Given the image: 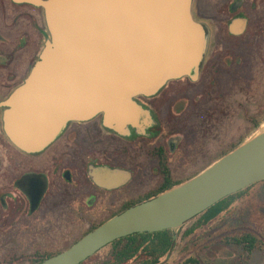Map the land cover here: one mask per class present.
<instances>
[{"label": "water", "instance_id": "95a60500", "mask_svg": "<svg viewBox=\"0 0 264 264\" xmlns=\"http://www.w3.org/2000/svg\"><path fill=\"white\" fill-rule=\"evenodd\" d=\"M41 6L51 38L30 74L0 102L18 149L47 148L71 120L102 115L118 131L148 115L135 98L194 77L206 29L193 0H14ZM264 180V129L189 180L126 208L40 264H81L135 233L178 231L225 197ZM177 237V235H175Z\"/></svg>", "mask_w": 264, "mask_h": 264}, {"label": "flooded vegetation", "instance_id": "af4514ba", "mask_svg": "<svg viewBox=\"0 0 264 264\" xmlns=\"http://www.w3.org/2000/svg\"><path fill=\"white\" fill-rule=\"evenodd\" d=\"M246 4V0H235L232 6L222 9L221 15L227 18L226 25L216 23L213 29L203 22L207 33L205 57L194 77L167 81L155 95L135 98L148 111L139 126L128 125L124 131L111 129L104 124L102 115L85 121L71 120L47 148L34 153L24 152L8 140L15 145L22 161L16 163L12 189L0 191L2 209H11L19 215L18 220L33 219L38 225L48 220L62 223L71 214L88 225L83 229L85 232L99 224V218H111L155 194L165 185L164 170L167 166L176 180L172 171V154L200 152L193 142L184 147L185 120L161 116L166 98L170 97L174 98L171 112L178 118L186 113V96H178L176 93L180 91L171 88L170 84L181 80L201 83L207 69L213 30L221 31L225 26L229 38H240L251 30L256 12H261L263 25L260 29L264 33V6H257L254 0L251 6L246 7ZM45 19L44 9L39 5L0 0L1 103L25 81L40 56L50 36ZM241 62V57H230L221 68L229 69L228 74L231 71L235 73L233 65ZM249 88L246 84V89ZM203 89L200 87L201 98L205 96ZM237 96V102L247 99L249 91L246 94L240 92ZM259 98L264 100V94L260 93ZM245 103L238 105L242 114L264 113V105L259 107L248 100ZM6 108L0 106V144L2 134L5 135L3 113ZM219 149L212 143L201 154L214 155ZM119 151L127 155L120 157ZM25 158H29V164ZM89 216L99 218L90 222L85 219ZM60 226L57 225L56 229L62 233ZM59 237H63V233ZM59 242L60 245L65 243L62 238Z\"/></svg>", "mask_w": 264, "mask_h": 264}, {"label": "rangeland", "instance_id": "374dc122", "mask_svg": "<svg viewBox=\"0 0 264 264\" xmlns=\"http://www.w3.org/2000/svg\"><path fill=\"white\" fill-rule=\"evenodd\" d=\"M234 2L235 0H193L192 13L197 21L206 22L214 29L216 23L228 24L225 15H221L222 9H227ZM252 2L253 0H246V7L251 6ZM254 3L257 6H264V0H254ZM256 15L251 30L240 38H229L226 35L225 26L221 31L213 30V41L210 45L209 56H207V69L201 83L181 80L170 84L171 88H177L180 91L176 93L178 96L181 98L186 96V113L179 118L175 116L170 108L174 98L170 97L166 98L161 116L174 117L180 121L185 120L184 147L187 148L188 145L190 146L189 143L193 142L195 146L199 147L200 152L199 154H172V171L175 179L185 178L195 171L211 165L220 154L230 147L234 140L238 139V135H242L246 130L248 135L245 140L264 129V113L242 114L241 107L238 106L242 105L241 102L246 105L245 101L247 100L250 104L259 105V107L264 105V100L258 99L260 93L264 94V33L260 29L263 25V18L261 12H256ZM236 56L241 57L242 62L233 65L235 73L231 71V74H228L230 70H223L221 67L228 58ZM231 78H236V80L231 81ZM246 84L250 87L248 90ZM200 87L204 88L205 96L202 98L199 96ZM248 91L247 99L237 102L239 97L237 95L240 92L246 94ZM257 100L260 104L259 102L255 104ZM253 120L261 121L260 126L256 129H252ZM1 141L0 191L12 189L11 182L14 179V174L17 173L16 163L22 161L20 155L16 153V147L9 143L4 133ZM212 143L216 144L218 149L220 148L218 153L216 152L214 155L201 154ZM119 152L120 157L127 155L126 153L122 154V151ZM28 159L25 158L29 164ZM254 204L249 203L246 206L250 209ZM228 214L229 212L221 218L218 217L200 232L209 231L213 227L212 225L216 224L223 223V227H225V224L230 220ZM18 217L16 212H12L11 209L5 211L0 206V264H31L34 259L33 253L61 251L76 241L88 226L81 218L71 214L67 215L62 223L47 219V223L39 225L35 224L33 219L18 220ZM98 218L89 216L85 219L95 222ZM99 220L101 221L102 218ZM57 225H61L63 237H59L62 233L57 231ZM223 227L222 233L224 232ZM174 233L178 236L179 230ZM61 238L65 242L64 244L62 242V245L59 244ZM108 253L109 249L105 248L85 264L109 262ZM204 256L213 264H248V262L242 263L234 251L226 247L219 248V243L218 246L205 251ZM184 258V256L174 253L162 264H179ZM249 262L250 264H264V249L254 253Z\"/></svg>", "mask_w": 264, "mask_h": 264}, {"label": "trees", "instance_id": "16d2710c", "mask_svg": "<svg viewBox=\"0 0 264 264\" xmlns=\"http://www.w3.org/2000/svg\"><path fill=\"white\" fill-rule=\"evenodd\" d=\"M260 123L261 121L259 120H253L254 126L252 129L259 127ZM249 129H251V127H249ZM247 135V130L242 135H238V139L234 140L230 147H228L223 154H220L218 158L223 157L239 145L243 144ZM6 138L9 140L7 136ZM204 169H199L185 178L182 177L174 180L170 168L167 166L164 170L166 179L165 185L157 190L155 194L149 195L140 202L150 200L161 192L167 191L168 189L189 180ZM263 187L264 180L258 183L256 182L250 187L233 193L221 201H218L210 208L190 219L184 226H181L177 237H175L176 234L171 229L152 233H135L128 237L125 236L119 238L109 245L107 244L96 254L100 253L105 248L109 249V262L105 261L104 264H162L174 253L185 257L179 264H213L204 256V252L209 248L218 246L219 243V248L226 247L229 250L234 251L237 254V258L241 260L242 263L248 262V264H250L249 260L252 258V255L264 249ZM249 203L255 204L248 209L246 205ZM134 205L136 204H133L132 206ZM129 207L126 208L128 209ZM125 209L119 211L116 215L123 212ZM228 212L230 220L225 224V227H223V223H221L216 224L215 226L212 225L213 227L209 229V231L200 232L215 219L223 217V215ZM108 219L110 218H104L99 224L89 227L88 230L83 232L76 241L81 239L89 231H93L97 226ZM222 227L224 228L223 233ZM76 241L72 244L70 243L65 249L72 246ZM63 250L55 253L37 252L33 255L34 259L31 264H40L45 259L51 256L53 257ZM94 256L83 261L81 264H85Z\"/></svg>", "mask_w": 264, "mask_h": 264}, {"label": "crops", "instance_id": "0c3cea01", "mask_svg": "<svg viewBox=\"0 0 264 264\" xmlns=\"http://www.w3.org/2000/svg\"><path fill=\"white\" fill-rule=\"evenodd\" d=\"M44 12H45V11H44ZM45 17H46V14H45ZM45 21H46V19H45ZM46 25H47V23H46ZM47 28H48V26H47ZM48 30H49V28H48ZM49 33H50V31H49ZM49 38H51V33H50ZM49 38H48V39H49ZM48 39H47V40H48ZM47 40H46V41H47ZM45 44H46V42H45ZM45 44H44V46H45ZM44 46H43V48H44ZM43 48H42V50H43ZM41 53H42V51H41ZM40 56H41V54H40ZM38 58H39V57H38Z\"/></svg>", "mask_w": 264, "mask_h": 264}]
</instances>
